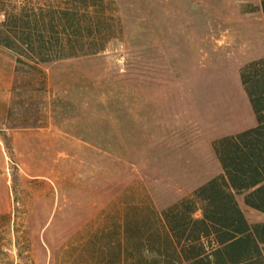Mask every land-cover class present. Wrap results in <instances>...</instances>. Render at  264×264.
Here are the masks:
<instances>
[{"label": "rangeland", "instance_id": "374dc122", "mask_svg": "<svg viewBox=\"0 0 264 264\" xmlns=\"http://www.w3.org/2000/svg\"><path fill=\"white\" fill-rule=\"evenodd\" d=\"M110 3L103 49L39 77L17 80L0 45V264H96L128 206L164 210L221 174L215 142L248 116L262 0Z\"/></svg>", "mask_w": 264, "mask_h": 264}, {"label": "trees", "instance_id": "16d2710c", "mask_svg": "<svg viewBox=\"0 0 264 264\" xmlns=\"http://www.w3.org/2000/svg\"><path fill=\"white\" fill-rule=\"evenodd\" d=\"M113 1L0 0V45L16 54L17 80L103 49ZM242 75L259 124L215 142L223 172L164 210L151 198L128 206L101 233L96 264H264V221L251 222L238 198L264 212V58Z\"/></svg>", "mask_w": 264, "mask_h": 264}, {"label": "crops", "instance_id": "0c3cea01", "mask_svg": "<svg viewBox=\"0 0 264 264\" xmlns=\"http://www.w3.org/2000/svg\"><path fill=\"white\" fill-rule=\"evenodd\" d=\"M264 58V57H263ZM259 59V58H258ZM257 59V60H258ZM262 59V58H261ZM248 95H249V93H248ZM246 103H247V109H248V116L246 117V118H243V117H241L238 121H239V125H240V127L238 128V129H234V130H232L231 131V133H240V132H243V131H245V130H248V129H250V128H254V127H256V126H258V124H259V119H258V115H257V112H256V109H255V107H254V104H253V101H252V99H251V97H250V95H249V97L247 98V100H246ZM233 135V134H232ZM222 165V164H221ZM223 172V168H222V171H221V173ZM240 196H243V202H244V204L245 205H247L246 203H245V196L244 195H239V201H240V203H241V205H242V202H241V200H240ZM243 206V205H242ZM248 206V205H247ZM248 207H250V206H248ZM9 206L7 207V208H0V214H2V213H7L8 211H9ZM244 208V207H243ZM250 208H252V207H250ZM252 209H254V208H252ZM245 210V209H244ZM254 210H257V209H254ZM257 211H259V212H262V213H264L263 211H260V210H257ZM45 229V227H43L42 228V230H44Z\"/></svg>", "mask_w": 264, "mask_h": 264}, {"label": "clouds", "instance_id": "9594fccd", "mask_svg": "<svg viewBox=\"0 0 264 264\" xmlns=\"http://www.w3.org/2000/svg\"><path fill=\"white\" fill-rule=\"evenodd\" d=\"M3 19V17L2 16H0V20H2Z\"/></svg>", "mask_w": 264, "mask_h": 264}]
</instances>
